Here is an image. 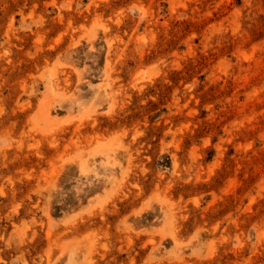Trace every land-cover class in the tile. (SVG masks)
Returning <instances> with one entry per match:
<instances>
[{
  "label": "rangeland",
  "instance_id": "1",
  "mask_svg": "<svg viewBox=\"0 0 264 264\" xmlns=\"http://www.w3.org/2000/svg\"><path fill=\"white\" fill-rule=\"evenodd\" d=\"M0 264H264V0H0Z\"/></svg>",
  "mask_w": 264,
  "mask_h": 264
}]
</instances>
